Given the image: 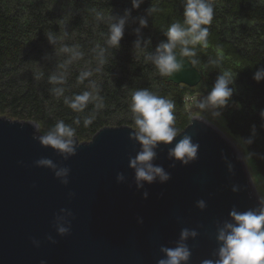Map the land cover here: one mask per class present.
Segmentation results:
<instances>
[{"label": "water", "instance_id": "water-1", "mask_svg": "<svg viewBox=\"0 0 264 264\" xmlns=\"http://www.w3.org/2000/svg\"><path fill=\"white\" fill-rule=\"evenodd\" d=\"M173 51L182 66L169 81L197 87L202 74ZM137 133L104 127L66 152L42 143L38 123L0 115V264H160L177 248L188 251L179 264H218L231 213L264 209L245 161L216 125L192 117L152 148L149 163L167 178L138 179ZM185 137L195 155L177 158Z\"/></svg>", "mask_w": 264, "mask_h": 264}, {"label": "trees", "instance_id": "trees-1", "mask_svg": "<svg viewBox=\"0 0 264 264\" xmlns=\"http://www.w3.org/2000/svg\"><path fill=\"white\" fill-rule=\"evenodd\" d=\"M210 2L208 46L197 44L195 56L186 57L196 60L203 78L189 88L161 76L146 59L167 42L172 23H183L184 0H143L138 8L132 0H0V115L34 121L43 136L62 120L74 132L71 139L87 142L104 127L136 128L131 95L148 89L174 102L171 126L178 135L192 119L186 95L201 86L211 91L227 70L234 76L228 100L239 105L227 113L228 134L241 140L253 170L264 177V79L253 78L264 68V0ZM151 7L158 11L150 14ZM121 18L119 47L110 46L109 26ZM220 57L219 64L210 62ZM51 75L64 76V83H50ZM84 93L90 99L82 111L65 103Z\"/></svg>", "mask_w": 264, "mask_h": 264}, {"label": "clouds", "instance_id": "clouds-1", "mask_svg": "<svg viewBox=\"0 0 264 264\" xmlns=\"http://www.w3.org/2000/svg\"><path fill=\"white\" fill-rule=\"evenodd\" d=\"M143 0H132L133 8H138ZM184 20L172 23L164 33L167 36V42L157 46L154 56H147L146 59L153 60L156 69L161 76L169 77L178 71L182 66V61H177L176 53L173 49L179 46V54L184 57L192 58L195 56V45L202 47L208 46L209 28L213 19L214 7L210 0H184ZM149 13L158 11L151 7ZM125 18H121L117 23L109 26V35L107 44L119 47L120 40L124 34ZM145 19L140 20V25L146 26ZM139 29H137V32ZM50 40L54 39L51 35ZM189 45L192 47L190 48ZM139 49V41L136 42ZM67 51V49H65ZM79 55V54H77ZM219 59L210 61L213 64H219ZM191 63L196 64L192 59ZM63 67V65H61ZM233 74L230 71H223L216 79L215 85L209 93L207 100L214 105H224L232 94L229 87L233 83ZM256 81L264 79V68L258 69L253 77ZM64 76L51 75L49 82L53 84H63ZM57 95L63 93V88L54 89ZM90 97L88 93L76 95L72 100H65V103L73 110L82 111ZM195 97H193V100ZM102 103L97 107H102ZM130 110L135 114V127L138 129V139L143 145V151L132 161V166L137 167L138 179L151 181L154 174H159L161 179L167 176L160 168H153L151 159L154 156L152 148L157 142H171L177 135V129L171 125L174 123L173 109L175 104L172 100L153 94L148 89L136 90L131 95ZM203 107V105H201ZM88 121H86L87 123ZM73 130L67 127L64 122L58 121L54 130L42 137V143L51 145L61 151L72 152L71 137ZM67 137L68 139H64ZM196 148L190 143L188 137L182 139L172 150V155L177 158H183L186 154L189 158L195 155ZM186 162V161H185ZM49 164L50 161H41ZM235 224H228L226 227L230 231L226 234L221 231L219 239L224 242L220 249V261L218 264H264V209L259 214L248 211L242 214L231 213ZM63 231V229H61ZM168 259L162 260L160 264H179L180 260L187 259L188 251L184 248L167 250ZM210 264V262H206Z\"/></svg>", "mask_w": 264, "mask_h": 264}, {"label": "rangeland", "instance_id": "rangeland-1", "mask_svg": "<svg viewBox=\"0 0 264 264\" xmlns=\"http://www.w3.org/2000/svg\"><path fill=\"white\" fill-rule=\"evenodd\" d=\"M210 92L211 91L205 90L204 86L197 88L194 92L190 91L185 97L188 111L190 112L191 117H201L216 125V127L219 128L222 133L225 134L226 137L230 140V142L236 147V150L241 153V157L245 161L247 168L250 172L254 188L256 189L260 201L264 206V177L257 174L253 170V165H251V159H248V157H246L241 140L236 141L231 138L228 134L227 113L237 109L239 105L233 103L231 100L228 99L224 105H214L208 102L207 100V97ZM193 97H195L194 100ZM201 105H203V107H201ZM134 129L136 130V128Z\"/></svg>", "mask_w": 264, "mask_h": 264}, {"label": "bare ground", "instance_id": "bare-ground-1", "mask_svg": "<svg viewBox=\"0 0 264 264\" xmlns=\"http://www.w3.org/2000/svg\"><path fill=\"white\" fill-rule=\"evenodd\" d=\"M235 147V146H234ZM236 148V147H235ZM239 152V151H238ZM240 153V152H239ZM240 155H241V153H240Z\"/></svg>", "mask_w": 264, "mask_h": 264}]
</instances>
